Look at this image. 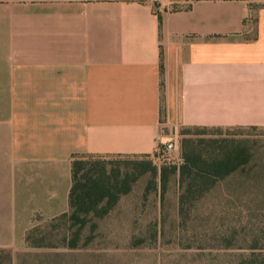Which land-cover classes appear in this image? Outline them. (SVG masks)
<instances>
[{
  "label": "crops",
  "instance_id": "crops-1",
  "mask_svg": "<svg viewBox=\"0 0 264 264\" xmlns=\"http://www.w3.org/2000/svg\"><path fill=\"white\" fill-rule=\"evenodd\" d=\"M186 125L264 127V0H0V249Z\"/></svg>",
  "mask_w": 264,
  "mask_h": 264
},
{
  "label": "rangeland",
  "instance_id": "rangeland-1",
  "mask_svg": "<svg viewBox=\"0 0 264 264\" xmlns=\"http://www.w3.org/2000/svg\"><path fill=\"white\" fill-rule=\"evenodd\" d=\"M183 130L167 133L177 142L170 153L158 148L149 157L107 156L109 172L134 177L114 207L101 217L90 214L82 227L62 213L37 217L28 242L15 252L0 249V264H248L254 240L264 246V127ZM184 135L207 150L215 148L211 139L245 146L250 160L182 215L178 172L170 169L162 192L158 175L146 168L178 166Z\"/></svg>",
  "mask_w": 264,
  "mask_h": 264
},
{
  "label": "trees",
  "instance_id": "trees-1",
  "mask_svg": "<svg viewBox=\"0 0 264 264\" xmlns=\"http://www.w3.org/2000/svg\"><path fill=\"white\" fill-rule=\"evenodd\" d=\"M175 8V7H174ZM182 134L191 128H221L223 126L186 125ZM186 129V130H185ZM215 148L207 150L198 142L183 136L181 139L182 161L176 166L156 165L148 167L153 174L158 175L162 192L165 189L168 173L178 172L182 191L179 194L178 204L180 214L188 213L185 209L193 206L213 188L220 180L233 171L245 166L250 160L249 150L241 145H224L221 139H211ZM158 148L166 152L165 145L160 141ZM158 150V149H157ZM157 150L154 154L157 153ZM111 155L74 154L71 161L72 185L69 193L70 212H62L72 224L79 227L88 222L90 214L104 216L117 203L120 194L130 190L129 180L134 177H122L119 173L108 171L105 158ZM122 157H149L145 155H112ZM145 169V170H146ZM144 170V169H143ZM134 174V173H132ZM134 176V175H133ZM122 177V178H121ZM95 224H92L94 227ZM31 231L27 232L25 240L30 239ZM256 238L250 245V252L246 257L248 264H264V246L259 245ZM72 246L76 243L72 242ZM10 260V257L8 258Z\"/></svg>",
  "mask_w": 264,
  "mask_h": 264
},
{
  "label": "built area",
  "instance_id": "built-area-1",
  "mask_svg": "<svg viewBox=\"0 0 264 264\" xmlns=\"http://www.w3.org/2000/svg\"><path fill=\"white\" fill-rule=\"evenodd\" d=\"M162 143L165 145V149L168 153L175 150L177 147V142L171 135H165Z\"/></svg>",
  "mask_w": 264,
  "mask_h": 264
}]
</instances>
